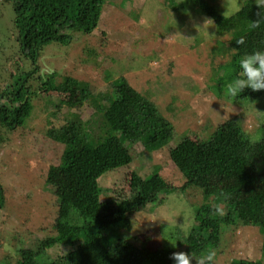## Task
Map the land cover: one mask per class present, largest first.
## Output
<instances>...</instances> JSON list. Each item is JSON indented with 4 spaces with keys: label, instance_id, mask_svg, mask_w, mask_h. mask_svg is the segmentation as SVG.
I'll return each instance as SVG.
<instances>
[{
    "label": "rangeland",
    "instance_id": "1",
    "mask_svg": "<svg viewBox=\"0 0 264 264\" xmlns=\"http://www.w3.org/2000/svg\"><path fill=\"white\" fill-rule=\"evenodd\" d=\"M100 1L97 26L92 33H72L70 44L65 47L55 44L44 47L38 59V70L57 74L59 82L68 76L86 84L93 99L67 109L72 119L76 116L85 123L90 119L97 121L96 125L87 122L92 139L102 131L99 114L93 116L102 101L99 95L104 91L103 96L108 95L113 82L119 78H124L149 99L173 127V139L165 147L152 153L144 152L138 145L130 148L132 162L105 173L99 185L104 190L101 200L129 196L133 173L142 178L156 173L168 186L178 188L172 194L162 195L156 204L131 215L130 230L121 231L130 237L134 249L144 258L143 264H175L171 259L174 252L185 253L189 246L194 256H198L205 249L198 236V208L208 203L209 210L222 215L224 206L221 199L211 196L204 199L201 189L191 187L181 191L185 179L171 162L169 152L181 144L188 148L197 146L227 120L238 122L250 140L260 141L264 137V91L258 100L243 101L226 99L225 88L220 92L212 90V86L218 87L217 80L229 73L231 36L218 35L211 19L197 12V8L175 11L165 0ZM248 1L251 0L211 2L225 16H230ZM4 5L0 2V64L5 67L8 48H11L10 43L13 45V38L8 41L5 38L11 37L14 15L13 9ZM3 23H7V28ZM260 38L254 35V48L263 49L264 37ZM13 48L17 46L14 44ZM18 59L20 57L16 56L15 60ZM19 63L16 67L20 69L10 68L8 63L6 72L13 71L19 76L33 70L25 59H20ZM43 73L34 74L26 88L32 92L31 85L36 78L47 76ZM9 81H0V90L5 89ZM72 91L73 96H70L79 98V89ZM40 93L36 92L37 97L32 94L31 112L23 126L14 130L0 126V189L3 193L0 264H18L23 251L39 253L41 262L60 263L66 254L65 248L57 245L45 250L41 248L42 241L55 234L52 226L57 217L58 197L75 200L83 191L74 180L68 183L60 177L66 165L61 158L64 146L53 141L47 130L63 124L58 118L46 120L52 101L41 99ZM73 149L72 155L81 150L87 159L93 155L87 147ZM207 184L208 189H238L242 198L264 193V166L255 174L242 169L227 176H209ZM9 249L14 250L15 255ZM213 249L217 253L214 264H229L233 259L262 261L264 229L223 224L220 243ZM195 262L192 260L191 264Z\"/></svg>",
    "mask_w": 264,
    "mask_h": 264
},
{
    "label": "trees",
    "instance_id": "2",
    "mask_svg": "<svg viewBox=\"0 0 264 264\" xmlns=\"http://www.w3.org/2000/svg\"><path fill=\"white\" fill-rule=\"evenodd\" d=\"M165 1L175 11L197 8V12L211 19L218 35L231 36L228 46L230 59L227 61L229 73L217 80L218 87L212 86L213 91L220 92L236 78L241 58L251 54V50L264 51V47L254 48L256 44L252 40L254 35H260L261 40L264 37V23L254 30L250 28V22L257 19L258 12L252 0L241 4L239 10L230 16H225L211 2L213 0ZM0 2L11 7L14 15L10 24L11 37L5 38L6 41L13 38V45L10 43L11 48H8L5 67L0 64V81L10 80L5 89L0 90V126L8 130L23 126L31 112L30 100L37 97L39 90L41 99L52 101L46 120L58 118L63 124L47 130L53 141L64 146L61 158L66 165L60 177L68 183L70 179L74 180L76 186L83 189L75 200L58 197L57 217L52 226L55 234L42 241L41 248L45 250L63 246L66 250L63 260L60 259V263L41 262L39 253L23 251L22 261L18 264H143L144 258L134 249L130 237L121 231L130 230L131 215L156 204L162 195L172 194L178 188L168 186L156 173L144 178L133 173L129 180V196L101 200L104 190L99 185V179L107 172L129 165L132 162L130 148L136 145L148 153L165 147L173 139V127L149 99L139 94L124 78H119L113 82L108 95L103 96L105 91L99 95L102 101L93 116L99 114L102 131H99L96 139H92L87 122L96 125L97 121L90 119L85 123L76 116L72 119L68 117L70 109H67L79 107L93 99L86 84L68 76L62 77L59 82L57 74L38 70V59L44 47L50 44L65 47L70 44L72 33H92L97 26L100 0ZM3 25L4 28L8 26L7 23ZM241 39L244 43L238 44L237 41ZM14 44L16 49L13 48ZM16 56L28 61L33 70L19 76L13 71L7 73L8 63L10 68L20 69L16 67L20 65V59L15 60ZM40 73H47V76L36 78ZM34 74L36 81L31 85L34 88L32 96L26 84ZM74 89H79V98L70 96H73L71 93ZM261 92L245 89L237 100L253 101ZM46 106L49 107L48 104ZM75 146L87 147L93 151V155L87 159L82 150L72 155ZM169 158L185 179L181 191L191 187L201 189L204 199L208 196L221 199L224 206L222 215L209 210L208 203L198 208V236L205 249L199 251L197 258L219 245L223 224L264 229V193L242 198L238 189H208L207 184L209 176H227L242 169L255 174L259 167L264 166V137L260 141H252L238 122L227 120L217 125L209 137L197 146L188 148L183 144L178 145L169 152ZM2 204L3 193L0 189V207ZM185 249V253H192L189 246ZM262 257V261L257 262L233 259L229 264H264Z\"/></svg>",
    "mask_w": 264,
    "mask_h": 264
},
{
    "label": "clouds",
    "instance_id": "3",
    "mask_svg": "<svg viewBox=\"0 0 264 264\" xmlns=\"http://www.w3.org/2000/svg\"><path fill=\"white\" fill-rule=\"evenodd\" d=\"M258 12L257 19L250 22V28L256 29L264 23V0H253ZM238 44H243L244 40L237 41ZM239 69L236 78L225 85L224 96L226 99L234 100L240 97L245 89H250L252 92L264 91V51H254L241 58ZM13 255L15 251L9 249ZM217 253L215 249H209L204 255L198 258L192 253L174 252L171 259L175 264H191L192 260L196 264H214Z\"/></svg>",
    "mask_w": 264,
    "mask_h": 264
}]
</instances>
